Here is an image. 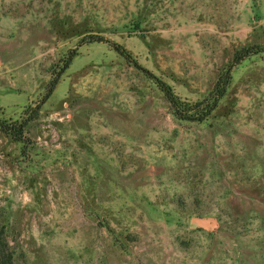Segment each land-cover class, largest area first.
<instances>
[{"label": "rangeland", "instance_id": "374dc122", "mask_svg": "<svg viewBox=\"0 0 264 264\" xmlns=\"http://www.w3.org/2000/svg\"><path fill=\"white\" fill-rule=\"evenodd\" d=\"M87 34L196 101L264 43V0H0V119L38 106L78 48L25 142L0 132V264H264V54L207 120L180 121L106 44L77 47Z\"/></svg>", "mask_w": 264, "mask_h": 264}, {"label": "trees", "instance_id": "16d2710c", "mask_svg": "<svg viewBox=\"0 0 264 264\" xmlns=\"http://www.w3.org/2000/svg\"><path fill=\"white\" fill-rule=\"evenodd\" d=\"M94 42L106 44L120 57H122L127 64L137 69L146 79L151 80L167 101L170 113L174 116V118L180 121L203 122L207 120L217 108L221 99L225 96L236 68L252 56L264 54L263 42L252 43L236 49L233 52L230 61L218 73L207 94L196 101H189L182 99L169 83L154 74L148 68L141 65L137 58L121 43L105 38L99 34H87L81 37L77 47L82 46L85 43ZM77 53L78 48H72L61 57L58 68L54 74H52V78L47 84L45 94L37 104L38 106L31 109L27 116H21L15 120L0 119V132L8 136L13 141L25 142L23 136L24 128L29 122L37 118L40 104L44 103L49 97L57 85L60 76L67 70L72 59L77 55ZM2 259L6 260L5 257Z\"/></svg>", "mask_w": 264, "mask_h": 264}, {"label": "water", "instance_id": "95a60500", "mask_svg": "<svg viewBox=\"0 0 264 264\" xmlns=\"http://www.w3.org/2000/svg\"><path fill=\"white\" fill-rule=\"evenodd\" d=\"M216 224L213 218L202 217V216H191L189 219V226L194 229H206L210 230Z\"/></svg>", "mask_w": 264, "mask_h": 264}, {"label": "crops", "instance_id": "0c3cea01", "mask_svg": "<svg viewBox=\"0 0 264 264\" xmlns=\"http://www.w3.org/2000/svg\"><path fill=\"white\" fill-rule=\"evenodd\" d=\"M262 248L264 249V246Z\"/></svg>", "mask_w": 264, "mask_h": 264}]
</instances>
